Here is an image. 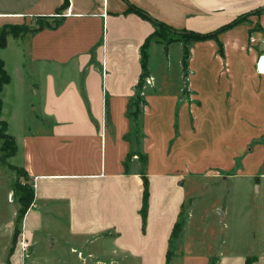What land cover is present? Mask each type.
Wrapping results in <instances>:
<instances>
[{
    "label": "crops",
    "instance_id": "obj_1",
    "mask_svg": "<svg viewBox=\"0 0 264 264\" xmlns=\"http://www.w3.org/2000/svg\"><path fill=\"white\" fill-rule=\"evenodd\" d=\"M62 3L63 0H0V29L30 24L35 18L57 17L61 21L55 29L8 37L0 52H14V71L26 77L33 98L41 100L44 107L49 105L48 113L55 117V124L66 123L52 131L36 129L25 133L21 143L15 142L12 157H19V163L12 166L29 176L33 201L22 218L24 243L9 255L16 257L15 262L10 258L5 264H23L22 258L27 256L25 240L34 244L44 232L45 239L59 251L69 249L88 257L86 260L72 254L73 264H107L112 257L114 264H169L170 251H174L171 258H176V264H264V141L259 146L258 169L247 168L249 172L243 179L244 185L250 186L251 177L259 178L253 179L250 188L256 187L255 192L261 194L260 230L248 227L237 234L234 229L244 226V221L238 222L235 217L223 229L218 222L220 216L224 221V213L202 215L200 218L206 220L203 227L198 220L200 214L189 213L176 251L170 246L173 226L184 202L191 195L198 197L202 187L197 177L185 180L186 173H179L181 165L170 166L180 138L169 155L165 154L171 130L165 135L161 126L174 120L178 103L180 119L187 117L190 106L178 97L177 91L164 92L155 84L144 88L147 106L142 116L140 148L147 153L149 196L145 225L140 215L142 175L125 173L123 165L132 146L126 139L131 130L126 112L141 75L140 49L154 31L148 21L125 14L128 4L174 30L201 34L251 14L246 21L218 35L221 50L214 41L190 47L189 87L195 102H189L195 118V140L199 139L197 126L203 119L216 122L221 116L233 122L236 106L241 108L244 122L251 121L257 112L263 134L264 74L259 73L257 63L264 56V0H68L67 8L59 12ZM249 36L255 37L257 46L248 53L245 49L251 45ZM151 48L153 45H149L148 52ZM204 48L208 54L202 52ZM217 49L225 61L215 57ZM0 59L8 74L5 59ZM208 62L214 66L210 68ZM224 62L228 66L225 73ZM147 70L149 78L154 79L149 64ZM208 75L220 81L206 88ZM225 86L233 91L228 110L224 99L229 90ZM219 88L225 90L219 93ZM235 91L241 92L239 102ZM214 102L218 104L217 112L211 107ZM180 152L186 153L184 146ZM155 155H161V160H152ZM258 171L261 172L257 174ZM191 230L195 238L188 240ZM186 242H195V247Z\"/></svg>",
    "mask_w": 264,
    "mask_h": 264
},
{
    "label": "rangeland",
    "instance_id": "obj_2",
    "mask_svg": "<svg viewBox=\"0 0 264 264\" xmlns=\"http://www.w3.org/2000/svg\"><path fill=\"white\" fill-rule=\"evenodd\" d=\"M57 21L58 18L56 17L52 20H41L39 22L42 24L53 25ZM12 26L26 27L29 30H33L36 29L39 24L36 19H32L30 24L21 23ZM161 35L163 38L153 37L150 41V45H153L154 48H151V50L148 52V64L149 70L155 76L154 79H151L152 81L150 85L155 84L156 88L160 86L164 92L174 93L177 91L178 97H180V99L182 98L187 100L188 104L191 106L192 104L189 102V100L193 99L194 101V97H192V92L190 91L189 87L190 79L188 72V62L186 67H183L182 64L183 43L181 42L182 40L179 42L181 35L166 32H163ZM249 43L250 42H248V44ZM254 43H250V48L247 47L245 52L247 51L249 53L252 48L257 46V44ZM261 45L264 52V44L262 43ZM203 50L204 51L202 52L208 54L205 48ZM220 52L221 51L217 49L215 57H219L218 61H225L223 55H221ZM1 57H3L6 61L7 72L11 81L9 82V85L4 86L5 88L0 94V98L2 100L0 120L6 123V133L12 136L16 143H21L22 137L25 133H34L36 129L42 131H52L53 129L56 130L63 128L66 123L55 124V117L53 116V118L52 116H49L48 113L50 110L49 105L44 107L41 100L33 98V92H29L27 89L29 84L26 77L14 71V64L17 60L14 52H11V49H7L4 52H0V58ZM204 57H206V55ZM220 58L222 60H220ZM203 60H205V58ZM225 64L226 62H224V73L228 68V66ZM208 66L211 68L214 66V64L208 62ZM233 71L238 70L233 68ZM223 76L225 75H219L217 78L221 79ZM234 77L236 78L235 75ZM23 78L25 82H23ZM207 78L208 79L205 84L206 88L210 87L212 82L216 84L217 81H220L217 80V78L216 81H214L211 75H208ZM146 79H150L149 76L148 78L143 79L142 88L140 91L136 90L134 94V97L137 95L142 98L143 103H146L143 95L145 91L144 88L146 86L148 88L149 85L146 83ZM194 81L195 78L193 79V82ZM225 88H219L218 92L222 93ZM230 89H232V87L227 89L229 91H226L227 96L224 99L226 110H228V108L230 109L227 104L233 97V91ZM240 94V91H235V96L236 98L238 97V102L241 99ZM133 100L134 98L130 99V102H133ZM130 102L129 108L127 106L128 111L126 112L128 114H131V112L135 110L133 106H130L132 104ZM143 103H139L137 106V110L140 111V114L137 112V114L140 115L138 122V135L141 132L139 135L140 137L138 139H134V135L132 136V134H129L130 141L132 142L130 153H133V156H131L127 161L128 172L140 173L143 171L145 173L146 170L147 153L140 148V142L143 135L142 116L147 106V103L145 105ZM197 104L199 105L198 102ZM236 105L237 104H235V106ZM190 106L188 108V112L186 113L187 117H181L180 119L179 108L181 106L180 103H178L173 115L174 120L171 119V122L170 120H167L168 123L164 122L161 126V133H164L165 135H169L170 132L168 129L171 130V137L167 139L168 142L166 144L167 151L165 154L167 156L169 155L168 152L174 145L175 141L180 138L179 143H176L175 145L176 150H174V158L171 160L170 166L172 167L176 164L181 165L183 169L179 170V173H186L185 180H194L197 177V180L202 181V187L198 197H194V195L188 197L186 202H184L178 221L183 224L182 226L184 228L186 226L185 220L186 217H188V214L190 213L195 215L198 213L200 214L198 220L203 224L202 226L205 227L204 224L206 220L204 221L203 218H200L202 215L207 213H218L220 216V213H224V221L222 216H220L218 222L221 228L224 226L223 229H226V222L231 223V221L234 220L233 217H235V220H239L238 222L244 221V226L236 227L234 229L237 234H239L241 230H246L248 227H252V229L257 231L260 230L261 194L255 192L256 187L250 188V186L253 184V179L257 181L259 178L251 177L252 179L249 182L250 186L247 184L245 186L243 181V179H245V175L249 172L247 168L258 169V164L261 162V150L259 149V146L261 145V141H264V130L263 134H261V127L260 123L258 122L257 112L254 114V117L253 115L251 116V121L244 122L242 112L240 111L241 108L236 106L234 109L235 121L233 122L227 121L226 117L221 116L220 120H217L216 122H214L212 119L211 121L206 122L203 119L202 124L199 123L197 126V134L199 139L194 140V136L196 135V125L194 121L195 118L190 111L192 110ZM215 106L218 107L217 102H214L213 106H211L213 111L218 109ZM56 109L59 110L61 108L58 105ZM191 132L193 135H191ZM181 134L183 141L181 140ZM195 141H197V145L195 144ZM183 146L185 147L186 153H179ZM145 158L146 162L143 164L142 159L144 160ZM152 160H155L156 162L161 160V155L152 156ZM262 162L264 163V156L262 158ZM18 163L19 157L7 158L5 159L4 164L0 162V262L2 264H5L10 258H13V263L15 262L16 257L9 255L18 244L22 245L21 243L23 242L21 235L22 220H18L17 214L14 217V213L18 211V204L16 197H14L12 193V185L16 181L22 182L23 180L22 177H18V173L11 169L12 165L17 166ZM259 172L261 171H258L257 174H259ZM30 185L33 188L31 181ZM214 214L212 216L213 220L216 218V215ZM240 214H244L245 217H248H242ZM223 223L224 225H222ZM44 233L40 234L42 235L39 237L40 240L35 239L34 244L33 241L25 240V253L27 256L25 260L24 257L22 258L23 264H73V255H75L77 258H85L88 260V257L83 256L81 252H69V249L59 251L56 247L54 248L49 244L48 238L45 239ZM181 238L182 237L179 238L178 242L175 240L174 243H171L170 246L173 248V250L175 247L177 248L175 245L179 243ZM190 238H195V232L192 230L189 233L188 240ZM192 243L195 242H186V244H190L191 247H195V245ZM173 252L170 251V258L168 257L169 264H176L177 262L175 261L176 258H171ZM114 260L115 259L112 257V259L109 260L107 264H114ZM118 264H123V261H120Z\"/></svg>",
    "mask_w": 264,
    "mask_h": 264
},
{
    "label": "trees",
    "instance_id": "obj_3",
    "mask_svg": "<svg viewBox=\"0 0 264 264\" xmlns=\"http://www.w3.org/2000/svg\"><path fill=\"white\" fill-rule=\"evenodd\" d=\"M67 6H68V0H63L62 5L60 6L59 12L65 10L67 8ZM125 14H135V15L139 16L140 18L148 21L154 28L153 33L146 38V40L144 41V43L140 49L141 75H140V79L138 81V84L136 86V90H139V91L143 86L142 85L143 79L148 78V70H147L148 48L150 45V41L152 40L153 37L163 38V36L161 35L163 32L181 35L179 42L182 40L181 42L183 43L182 44V54H183L182 64H183V67H186L187 62L189 60L190 47L194 43L205 42V41H214L216 43V45L219 47V49H221L222 45L220 44V42L218 40V35L221 32H223L227 29H230L232 27H235L236 25L246 21L248 16L251 15V14L243 15V16L235 19L234 21L230 22L229 24L220 27L219 29H217L214 32L201 34V33L185 31V30H183V31L174 30L173 28H171V27H169V26H167L161 22H158L157 20L150 18L146 13H144L140 9H138V8H136L130 4H128V7L125 11ZM35 19L38 21L39 26L33 30H29L26 27H18V26H12V25L3 26L0 29V49L5 47L6 40L10 36L13 38H18L19 36H22V35H25L28 33H35V32L40 31L42 29H55L59 25V23L61 22V21H57L53 25H50V24H42L41 22H39L41 20H45L44 18H35ZM9 81H10V78H9L8 74L6 73V71L4 70L3 61L0 59V94L2 92L4 85L8 84ZM130 103H132L130 106L131 107L133 106L135 108V110L132 111L131 114L127 113L128 119L130 120V123H131V130H130L129 134H132V136L134 135L133 136L134 139H138L140 137L139 135L141 134V132L138 135V132H139V129H138L139 123L138 122H139L140 115H138L137 112L140 114V111L137 110V106L139 103H143L142 98H140L139 96L136 95L134 97L133 102H130ZM143 104L145 105L146 103L144 102ZM128 108H129V104H128ZM1 110H2V100L0 98V115H1ZM6 130H7L6 123L4 121L0 120V141H1L0 162L2 164H4L5 159L14 156V154L16 152L15 140L12 136H10L6 133ZM129 134L126 136L127 140L130 139ZM142 137H143V135H142ZM132 154L133 153H128V155L125 159V162L123 163L125 173L128 172L127 161L131 156H133ZM145 162H146V158L144 160L142 159V163L145 164ZM11 169L19 174V176H18L19 178H21V177L23 178L22 182L16 181L12 185V193H13V196L16 197L17 204L19 206L18 211H17V218H18V220H22L25 212L27 211V209L32 204L33 188L30 185L29 176L27 175V173L23 169H19V168L13 167V166H11ZM139 174L142 175L141 177L143 180L142 206L140 209V215L142 217L143 225H145V220H146L147 211H148V196H149L148 181H147V179L145 177V173L143 171H141ZM182 225L183 224L180 221H177L174 224L171 235H170V245L172 242L174 243L175 240L178 239V237H179V235L183 229Z\"/></svg>",
    "mask_w": 264,
    "mask_h": 264
},
{
    "label": "bare ground",
    "instance_id": "obj_4",
    "mask_svg": "<svg viewBox=\"0 0 264 264\" xmlns=\"http://www.w3.org/2000/svg\"><path fill=\"white\" fill-rule=\"evenodd\" d=\"M257 69L260 74H264V56H262V58L258 61Z\"/></svg>",
    "mask_w": 264,
    "mask_h": 264
},
{
    "label": "built area",
    "instance_id": "obj_5",
    "mask_svg": "<svg viewBox=\"0 0 264 264\" xmlns=\"http://www.w3.org/2000/svg\"><path fill=\"white\" fill-rule=\"evenodd\" d=\"M256 40H255V37L254 36H249V42L250 43H254ZM263 44H264V41H263ZM262 57L259 58V60L261 59ZM151 79H146V83L150 85L151 83Z\"/></svg>",
    "mask_w": 264,
    "mask_h": 264
}]
</instances>
